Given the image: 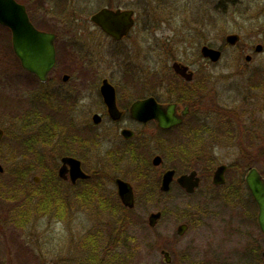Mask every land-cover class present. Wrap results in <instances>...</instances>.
<instances>
[{
    "label": "flooded vegetation",
    "instance_id": "af4514ba",
    "mask_svg": "<svg viewBox=\"0 0 264 264\" xmlns=\"http://www.w3.org/2000/svg\"><path fill=\"white\" fill-rule=\"evenodd\" d=\"M188 5V0H169L166 14L170 22L164 23L159 22L163 13L158 0H0V13L11 20L6 24L0 19V62L7 64L5 71H0V87L6 84L3 78L22 80L23 90L17 88L27 99L16 123L17 135L11 137L22 143L23 151L6 150L7 154L0 156V176L27 178L34 174L27 180V190L40 192L34 200L39 207L44 204L43 190L50 196L54 193L62 207L78 202L110 203V181L116 204L119 201L129 208L121 202L116 182L121 179L131 185L135 205L134 188L125 172L145 181L147 177L150 180L151 168H160L156 179L160 190L164 172L172 169L170 186L175 182L185 193L176 177L193 170L199 178L195 190L202 184L218 188L229 181L232 163L217 156L223 146L232 149L245 143L247 155L264 158V85H257L261 81L251 73L247 80L250 88L238 97L241 93L233 83L218 87L212 80L211 69L227 48L237 47L241 36L228 32L222 39L215 32L211 39H192L190 27L174 22L176 15L189 12ZM196 15L195 24L204 27L199 11ZM163 25L171 27L172 37L159 38ZM233 33L239 38L230 44L226 37ZM194 43L198 53L191 57L186 51ZM144 44L157 55V48H163L161 55L170 61L168 70L150 69L143 76ZM257 44L262 46L260 51L255 49ZM257 44L253 50L261 52L263 45ZM203 47L219 51V57L213 60ZM251 59V54L244 55L246 64ZM174 63L183 68V74L173 68ZM104 81L111 86L107 97L102 93ZM7 87H11L9 81ZM149 98L163 108L173 105V115L181 121L161 127L155 118H137L135 104ZM148 125L153 131H143ZM13 132V125L0 123V144ZM173 135L180 142L167 147V142L178 139ZM143 150H150L148 158L142 157ZM174 155L177 160L182 157V167L173 161ZM21 156L26 159L22 164L17 162ZM155 156L160 157L158 164L153 163ZM52 158L55 161L47 163ZM67 158L77 159L87 176L72 177L73 167ZM112 159L116 163L111 165L108 161ZM220 165L225 166L224 182L215 184L213 175ZM250 167L241 184L247 202L257 209L245 183ZM62 213L64 217L66 212ZM5 216L6 223L14 224V211L8 210ZM255 220L259 228L257 215ZM247 264H264V248L254 246Z\"/></svg>",
    "mask_w": 264,
    "mask_h": 264
},
{
    "label": "rangeland",
    "instance_id": "374dc122",
    "mask_svg": "<svg viewBox=\"0 0 264 264\" xmlns=\"http://www.w3.org/2000/svg\"><path fill=\"white\" fill-rule=\"evenodd\" d=\"M198 2L200 7L197 0H188L189 12L176 15L174 20L190 27L192 39H211L215 32L222 39L228 32H237L241 36L237 47L227 48L220 62L211 69L215 86L227 87L233 83L241 93L238 97H241L245 89L250 88L247 80L251 73L261 81L257 85L263 86L264 0ZM158 3L163 13L159 22L169 23L166 14L169 0H158ZM198 11L204 27L195 24ZM163 26L159 28V38H165V35L172 37L171 27ZM257 43L263 45L261 52L253 50ZM195 46V43L189 45L186 51L191 57L198 53ZM247 46L248 49L242 51ZM149 49L150 46L143 45V53L147 56L142 63L143 76L150 69L168 70L170 61L161 55L163 48H157L158 55ZM241 51L239 55L242 57L238 58ZM246 53L252 55L248 64L244 60ZM5 68L6 62H0V71H5ZM2 80L6 84L0 87V123L13 125L15 132L8 133L0 144V156L6 155V150L23 151L22 143L11 137L17 135L16 123L27 107L26 96L21 91L23 81ZM7 81L11 83L10 88ZM153 129L148 125L143 131L151 132ZM177 135L173 137L176 139ZM178 142L179 138L166 145L173 147ZM244 145L239 142L232 149L223 146L218 151L220 161L231 162L233 166L225 185L212 188L211 183L202 184L191 195L184 193L175 182L168 191L161 192L159 182L156 184L160 168H151L150 180L147 177L145 181L136 180L132 171L125 172L128 176L122 173L135 192V205L130 209L122 207L119 201L116 204L115 188L109 181L107 197L110 203L92 205L78 202L61 207L58 201H53L42 213L34 201L40 192L27 190V180H31L34 174L24 178L20 174L4 173L0 176V264H247L253 247L264 248V243L255 220L257 209L247 202L241 178L249 166L264 173V158L247 155ZM141 153L145 159L149 157L150 150ZM177 158L174 155L173 161L182 167V157ZM24 160L22 156L17 158L20 164ZM108 162L111 165L116 163L113 159ZM35 174L38 175L37 172ZM55 196L53 193L51 200L56 199ZM63 209L66 212L64 217H58ZM8 210L14 211V224L5 221ZM157 210L162 212L161 218L154 227H150L148 214ZM183 222L188 227L179 235L177 226ZM163 249L169 252L170 263L164 261L160 253Z\"/></svg>",
    "mask_w": 264,
    "mask_h": 264
},
{
    "label": "water",
    "instance_id": "95a60500",
    "mask_svg": "<svg viewBox=\"0 0 264 264\" xmlns=\"http://www.w3.org/2000/svg\"><path fill=\"white\" fill-rule=\"evenodd\" d=\"M104 16V14H103ZM0 19L2 22L9 24L11 23V20L8 17V14H2L0 13ZM239 36L238 34H229L226 39L230 44L236 43L238 40ZM261 45L257 44L255 49L257 51L261 50ZM203 52L204 54L210 56L213 60H216L220 52L217 50H214L212 48L208 47H203ZM249 58V56H247ZM173 68L183 74V68L179 67L177 64H173ZM43 79V78H41ZM111 86L104 81L102 85V93L104 94L105 97L108 96L109 94V89ZM145 103H148L147 105H144ZM135 115L137 118L141 120H146L150 118H155L158 121V124L161 127H170L172 125H175L181 121V118H178L177 116L173 115V105H169L165 108L161 107L160 105H157L152 98H149L147 100H143L140 102H137L135 104ZM66 160L71 162V165L73 167V176L72 177H77V176H87L80 168L79 161L74 158H67ZM160 161L159 156H155L153 158V163L158 164ZM224 170L225 166L220 165L216 168L214 175H213V182L215 184H221L224 182ZM174 176V170L170 169L164 172L162 180H161V185H160V190L161 191H168L170 188V183L173 179ZM75 179V178H74ZM117 189H118V194L121 199V202L123 203L124 206L126 207H133L134 205V196H133V191L132 187L129 183L117 179ZM176 182L185 190L187 194H192L195 191V188L198 186L199 183V178L196 176V172L190 171L189 173L181 174L176 177ZM245 183L254 199V201L257 204L258 210H257V222L259 225V228L263 234L264 237V178L260 174V172L257 170L256 167H250L245 175ZM162 212L160 210L157 211H152L148 214L147 220H148V225L150 227H154L157 223V221L161 218ZM187 228L186 223H181L177 226V234L182 235L184 231ZM160 253L164 257V261L166 263H170L171 258L169 255V252L166 250H161Z\"/></svg>",
    "mask_w": 264,
    "mask_h": 264
},
{
    "label": "trees",
    "instance_id": "16d2710c",
    "mask_svg": "<svg viewBox=\"0 0 264 264\" xmlns=\"http://www.w3.org/2000/svg\"><path fill=\"white\" fill-rule=\"evenodd\" d=\"M49 193V191L48 190H46V191H42L41 192V198H45V199H43L44 200V204H42L41 205V207H39L40 208V210L42 211V213H45V210H46V207L47 206H50V204L53 202V201H57L56 199H52L51 200V197H50V195L48 194ZM53 197V196H52ZM62 207V206H61ZM62 211H64V209L63 210H61L60 211V214H59V216L58 217H63V213H62ZM90 243H91V241H90ZM89 250V249H88ZM91 251H92V248H91Z\"/></svg>",
    "mask_w": 264,
    "mask_h": 264
}]
</instances>
